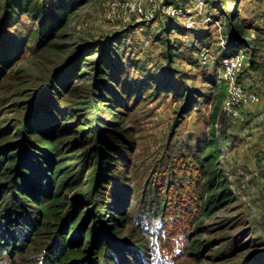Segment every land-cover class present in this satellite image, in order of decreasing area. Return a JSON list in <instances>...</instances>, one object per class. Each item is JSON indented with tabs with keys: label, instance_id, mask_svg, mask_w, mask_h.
I'll list each match as a JSON object with an SVG mask.
<instances>
[{
	"label": "rangeland",
	"instance_id": "rangeland-1",
	"mask_svg": "<svg viewBox=\"0 0 264 264\" xmlns=\"http://www.w3.org/2000/svg\"><path fill=\"white\" fill-rule=\"evenodd\" d=\"M73 1L65 25L40 50L39 20L20 1L0 0V62L19 58L4 91L6 118L43 96L32 108L45 106L40 117L97 123L107 140L117 124L126 157L114 154L111 190L132 193L130 214L159 195L169 198L168 210L180 203L192 218L198 214L196 229L194 218L179 227L191 230L189 240L198 235L199 258L186 254L172 264H264V0ZM231 56L237 63L229 68ZM235 82L259 95L239 106L241 117L225 107ZM207 142L234 197L210 218L199 215L194 187L198 149ZM142 219L153 241L156 222Z\"/></svg>",
	"mask_w": 264,
	"mask_h": 264
},
{
	"label": "trees",
	"instance_id": "trees-1",
	"mask_svg": "<svg viewBox=\"0 0 264 264\" xmlns=\"http://www.w3.org/2000/svg\"><path fill=\"white\" fill-rule=\"evenodd\" d=\"M18 1L20 10L39 20L40 50L49 46L78 4ZM18 59L9 56L0 62V264H172L186 254L199 258L198 235L189 240L191 230L179 227L182 219L194 218L196 229L198 214L192 218L180 203L168 210L169 198L159 195L141 204L133 217L132 193L124 199L111 190L113 168L126 157L117 124L108 129L113 136L107 140L106 130L98 132L97 123L80 125L63 114L40 117L46 113L45 106L32 108L45 102L43 96L31 105L24 102L21 114L6 118L11 99L4 91ZM82 74L78 73L75 84L72 79L57 88L79 87ZM17 103L20 106L22 100ZM111 114L120 117V112ZM212 146L207 142L198 149L201 163L194 172V187L202 200L198 212L207 218L234 198L224 170L215 165ZM120 150L116 161L114 154ZM107 196L113 201L108 202ZM142 217L156 222L153 241L146 235L151 229ZM125 226L130 233L125 234ZM233 262L238 263L229 261Z\"/></svg>",
	"mask_w": 264,
	"mask_h": 264
},
{
	"label": "built area",
	"instance_id": "built-area-1",
	"mask_svg": "<svg viewBox=\"0 0 264 264\" xmlns=\"http://www.w3.org/2000/svg\"><path fill=\"white\" fill-rule=\"evenodd\" d=\"M228 67H235L233 66L236 60L231 56L230 58L224 61ZM231 75V73H230ZM233 78V76L231 77ZM227 97L225 107L229 113L233 117H241L239 106L241 104H246L249 102H253L259 99V95L255 92L245 93L242 87V83L235 82L231 89V94Z\"/></svg>",
	"mask_w": 264,
	"mask_h": 264
}]
</instances>
